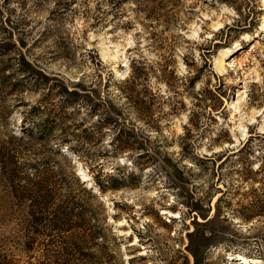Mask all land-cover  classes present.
Listing matches in <instances>:
<instances>
[{"label": "rangeland", "instance_id": "rangeland-1", "mask_svg": "<svg viewBox=\"0 0 264 264\" xmlns=\"http://www.w3.org/2000/svg\"><path fill=\"white\" fill-rule=\"evenodd\" d=\"M0 17V148L95 194L104 261L264 264V0H0ZM27 220L0 163V261H83L59 254L79 231L27 252Z\"/></svg>", "mask_w": 264, "mask_h": 264}, {"label": "trees", "instance_id": "trees-1", "mask_svg": "<svg viewBox=\"0 0 264 264\" xmlns=\"http://www.w3.org/2000/svg\"><path fill=\"white\" fill-rule=\"evenodd\" d=\"M37 108L39 107L34 109ZM45 130L41 129L38 134V137L43 141L48 140L49 137V131ZM26 131L32 136V133H30L32 129L28 128ZM66 139L64 140L67 141ZM67 150L77 155L78 159L81 158L78 149L67 147ZM13 152L5 146L1 147L0 163L13 185L14 196L21 198L23 201L28 200L26 251L33 250L35 241L41 236L49 240L50 236L56 232L79 231L82 233L81 236L77 240L69 239L65 241L61 245L59 254L66 255L73 252L77 256L79 255L83 261H23L22 263L0 261V264H119L118 261H104L107 255L106 251L111 248L110 237H108L109 235L102 226L104 214L101 212V205L100 203H93V199L96 197L95 194L85 187H81L75 175L72 176L76 178L77 183L75 181V186L71 187L67 185L65 178H63L64 174H49L48 155L39 158L34 164L27 163L24 165V169L33 168L36 170V175L30 176L27 172L20 175L18 173V160ZM68 161L66 159L67 165ZM88 170H90V167H88ZM94 177L97 188L104 191L107 185L103 183L100 177ZM98 237H102V242H97ZM82 242L86 247L79 245H82ZM97 259L101 261H96Z\"/></svg>", "mask_w": 264, "mask_h": 264}, {"label": "bare ground", "instance_id": "bare-ground-1", "mask_svg": "<svg viewBox=\"0 0 264 264\" xmlns=\"http://www.w3.org/2000/svg\"><path fill=\"white\" fill-rule=\"evenodd\" d=\"M219 24V22H216L215 24H214V26L216 27L217 25ZM263 31H264V28L262 29ZM248 37H250V35H248L247 36V38ZM125 65H127L126 64V62L124 63ZM224 68L222 67V66H220L219 68H218V70H219V72H221L222 70H223ZM115 72H117V71H115ZM73 164L75 165H77V166H79V167H77V169H79V170H76L77 171V174H78V176L82 179V181H91L90 180V176H89V174L78 164V162L76 161V160H74L73 159ZM91 183V182H90ZM94 187V186H93ZM93 191H97L96 189H94ZM133 242L134 243H136L137 242V237L136 236H134V239H133ZM236 254V253H235ZM238 254V253H237ZM236 254V255H237ZM243 256V261H250L251 260V257L250 256H248V255H242ZM235 256H233V258H234ZM253 259V258H252ZM256 262H257V260H255ZM259 262H261V261H259ZM227 264H231V262H229V263H227Z\"/></svg>", "mask_w": 264, "mask_h": 264}, {"label": "water", "instance_id": "water-1", "mask_svg": "<svg viewBox=\"0 0 264 264\" xmlns=\"http://www.w3.org/2000/svg\"><path fill=\"white\" fill-rule=\"evenodd\" d=\"M78 170V169H77Z\"/></svg>", "mask_w": 264, "mask_h": 264}]
</instances>
